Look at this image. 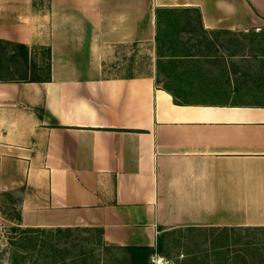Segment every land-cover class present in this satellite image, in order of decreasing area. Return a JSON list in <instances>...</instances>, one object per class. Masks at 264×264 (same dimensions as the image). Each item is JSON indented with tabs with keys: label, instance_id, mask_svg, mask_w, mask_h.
<instances>
[{
	"label": "crops",
	"instance_id": "crops-1",
	"mask_svg": "<svg viewBox=\"0 0 264 264\" xmlns=\"http://www.w3.org/2000/svg\"><path fill=\"white\" fill-rule=\"evenodd\" d=\"M0 40L50 48L49 81L0 82V202L29 254L154 264L178 230H264V0H0ZM140 43L149 73L104 76L105 48Z\"/></svg>",
	"mask_w": 264,
	"mask_h": 264
},
{
	"label": "rangeland",
	"instance_id": "rangeland-1",
	"mask_svg": "<svg viewBox=\"0 0 264 264\" xmlns=\"http://www.w3.org/2000/svg\"><path fill=\"white\" fill-rule=\"evenodd\" d=\"M44 50L45 47L42 46V49L38 51L37 57L45 56ZM103 62L105 66V77L128 75L142 76L151 71L152 54L150 46L146 43H140L135 47H109L104 49ZM0 209L3 213V223L6 228L5 233L0 234V264H14V257L12 256L14 252L17 254L15 258L18 263L16 262V264H52V256L45 254L44 251L40 254H29V251L32 250V246L31 242L25 241V231L21 232L23 230H16L14 232L13 229H18L17 226L13 224L18 217V208L15 201L12 202L9 200L7 202H0ZM236 232L233 240L234 242L236 241V243L227 244V240H230L227 236L230 235V233H224V231L217 232L214 229L175 231L174 233H170L167 237H164L166 238L165 240L162 239L164 242L162 252L166 257L158 256L154 258V264H172L169 259H171L174 264H241L239 259L242 257L247 261H251L252 255L250 249L254 247V245L251 244L264 243V230ZM33 237L38 238L39 236ZM83 237V235H78L76 232L68 236V238L73 239H82ZM41 238L43 240L47 239V242H49V239H54L51 235H42ZM74 244L75 243L71 239H68L63 244L62 250L67 249L69 253L73 250V253L77 255L81 248L79 245L75 246ZM220 250L224 253H221ZM19 251L28 252L26 256H23ZM95 254L98 255L97 253ZM221 256H229V258L233 260L224 261ZM68 257L71 259V256ZM72 257L75 256L73 255ZM219 257H221V259ZM95 259H97V257H95ZM90 262L91 261H89V263ZM67 263L69 264L68 261ZM60 264H64V262H60ZM77 264H79V262Z\"/></svg>",
	"mask_w": 264,
	"mask_h": 264
},
{
	"label": "trees",
	"instance_id": "trees-1",
	"mask_svg": "<svg viewBox=\"0 0 264 264\" xmlns=\"http://www.w3.org/2000/svg\"><path fill=\"white\" fill-rule=\"evenodd\" d=\"M165 15H171V11L165 9L157 10V17L159 20ZM180 44L181 43L179 39H175L173 42H170L171 46H176ZM39 49H42V47L29 48L24 44H16L0 40V82L49 81L50 48L45 47V56L37 57ZM13 230L14 232L16 231V229ZM26 239H28L27 242H31L32 248L35 249L38 245L37 238L26 237ZM48 244L49 243H47V245ZM251 245H254V247L250 249L252 260L247 261L244 257H242L241 259H239V262L241 264H264V243H252ZM51 250L54 251L53 247L51 248ZM53 251L51 252L52 254ZM159 251H163L162 245L160 246ZM124 253L126 255H123L122 259L113 258V261H110L111 264H150L149 260L151 254L153 253V250L149 248H129L124 250ZM16 255V252H14V254L12 255L14 257V264H16L17 262L15 258ZM51 256V263L55 264V257L54 255ZM75 262L76 261H71L69 264H75ZM80 262L79 264H86V262Z\"/></svg>",
	"mask_w": 264,
	"mask_h": 264
},
{
	"label": "built area",
	"instance_id": "built-area-1",
	"mask_svg": "<svg viewBox=\"0 0 264 264\" xmlns=\"http://www.w3.org/2000/svg\"><path fill=\"white\" fill-rule=\"evenodd\" d=\"M4 219H3V213L2 210L0 209V234L5 233L6 228H5V224L3 223Z\"/></svg>",
	"mask_w": 264,
	"mask_h": 264
}]
</instances>
